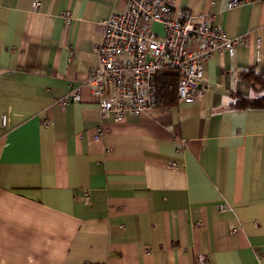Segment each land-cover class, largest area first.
I'll list each match as a JSON object with an SVG mask.
<instances>
[{"label": "crops", "instance_id": "crops-1", "mask_svg": "<svg viewBox=\"0 0 264 264\" xmlns=\"http://www.w3.org/2000/svg\"><path fill=\"white\" fill-rule=\"evenodd\" d=\"M173 3L246 43L205 64L193 103L116 122L89 89L59 100L126 3L0 0V264H264V109L236 106L264 74V0Z\"/></svg>", "mask_w": 264, "mask_h": 264}, {"label": "built area", "instance_id": "built-area-1", "mask_svg": "<svg viewBox=\"0 0 264 264\" xmlns=\"http://www.w3.org/2000/svg\"><path fill=\"white\" fill-rule=\"evenodd\" d=\"M123 1L126 10L112 14L102 24L103 40L94 46L98 66L81 84L70 86L59 100L61 107L83 101L82 91L89 89L103 116L110 114L116 122L123 121L128 115L138 116L154 108L156 80L166 72L179 74L178 100L191 104L199 95L205 64L214 54L233 52L246 43L245 37L232 38L217 26L211 13L193 14L176 8L173 0ZM255 1L229 0V6L238 8ZM41 6V2H35L34 11ZM62 15L66 24L73 21L70 12ZM154 24L163 27V36L153 31ZM193 41L201 44L196 51L189 49ZM177 166L171 163L172 168ZM221 209L226 211V206Z\"/></svg>", "mask_w": 264, "mask_h": 264}, {"label": "trees", "instance_id": "trees-1", "mask_svg": "<svg viewBox=\"0 0 264 264\" xmlns=\"http://www.w3.org/2000/svg\"><path fill=\"white\" fill-rule=\"evenodd\" d=\"M243 80L256 93L253 97L237 96L238 108H261L264 109V74L254 69L244 72ZM180 76L176 72L161 73L157 77V99L160 105L167 106L178 100L177 86Z\"/></svg>", "mask_w": 264, "mask_h": 264}, {"label": "rangeland", "instance_id": "rangeland-1", "mask_svg": "<svg viewBox=\"0 0 264 264\" xmlns=\"http://www.w3.org/2000/svg\"><path fill=\"white\" fill-rule=\"evenodd\" d=\"M157 97V96H156ZM198 97V96H197ZM197 99V98H196Z\"/></svg>", "mask_w": 264, "mask_h": 264}]
</instances>
